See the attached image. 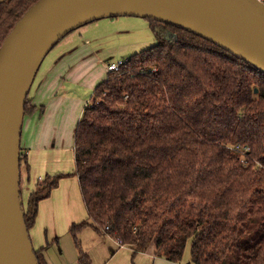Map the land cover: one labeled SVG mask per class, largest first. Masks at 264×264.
I'll use <instances>...</instances> for the list:
<instances>
[{"label":"trees","instance_id":"trees-1","mask_svg":"<svg viewBox=\"0 0 264 264\" xmlns=\"http://www.w3.org/2000/svg\"><path fill=\"white\" fill-rule=\"evenodd\" d=\"M37 1H0V47ZM146 18L156 43L95 88L75 128L73 173L42 176L26 205L21 190L28 230L40 201L76 175L88 212L71 228L80 264H93L78 239L86 226L172 261L190 244L192 264H264V73L201 34ZM20 164L30 177L22 151Z\"/></svg>","mask_w":264,"mask_h":264},{"label":"water","instance_id":"water-1","mask_svg":"<svg viewBox=\"0 0 264 264\" xmlns=\"http://www.w3.org/2000/svg\"><path fill=\"white\" fill-rule=\"evenodd\" d=\"M118 15L183 26L264 73V4L259 0H38L0 47V264H40L25 220L20 164L25 104L38 68L74 29Z\"/></svg>","mask_w":264,"mask_h":264},{"label":"crops","instance_id":"crops-1","mask_svg":"<svg viewBox=\"0 0 264 264\" xmlns=\"http://www.w3.org/2000/svg\"><path fill=\"white\" fill-rule=\"evenodd\" d=\"M86 42H89V39ZM68 48L70 49L64 50L66 52L46 72L37 75L40 67L38 68L29 90L28 97L31 100L32 110L24 114L20 137V151L26 153L31 173L28 177L25 171L26 165H23L21 190L24 185L29 193L35 188L40 177L46 174L66 173L64 171L68 170L63 165L62 150H57L61 148H58L59 144L54 139L56 132L53 135L45 131L46 114L53 101H57L60 97L57 87L65 82L63 81L66 80L65 76L71 75L73 67L74 69L82 67L87 59L94 55L93 48L87 44H73ZM108 61L115 60L104 61L105 67ZM106 72L108 74V70ZM107 74L105 73L102 80H105ZM74 176L62 177L52 193L40 201L36 222L30 229L33 246L38 251L43 264H80V252L71 228L85 219L87 208L79 179ZM27 200L28 197L24 199L25 205ZM97 233L94 235L96 242L97 236L102 241L110 237L114 244L108 245L109 247L104 244L96 247V242L87 245L84 251L90 256L93 264H192L189 260L190 256L177 262L158 255L153 245L146 251L135 253L130 245H120L111 235L102 234L98 230ZM101 255H104L105 259L97 262Z\"/></svg>","mask_w":264,"mask_h":264},{"label":"rangeland","instance_id":"rangeland-1","mask_svg":"<svg viewBox=\"0 0 264 264\" xmlns=\"http://www.w3.org/2000/svg\"><path fill=\"white\" fill-rule=\"evenodd\" d=\"M61 39L44 58L37 75L46 72L66 52L64 50L70 49L68 47L73 44H87L94 51V55L89 57L82 67L76 69L73 67L71 75L65 76L66 80H63L65 82L57 87L60 97L57 98V101H53L46 114L45 131L47 134L53 133V135L56 132L54 139L59 144L58 148H61L57 150H62L63 165L68 169L64 172L72 174L75 166V128L83 114L85 104L94 100L95 88L103 81L102 78L105 77V73L107 74L104 61L125 60L133 53L154 45L156 38L146 17L118 15L103 17L86 23ZM87 39L89 42H86ZM99 59L101 60L99 61ZM28 193V189L23 185V199L28 197ZM87 217L86 210L85 219ZM97 234V230L93 226H88L81 231L78 234L81 248L85 250L87 245L95 243L94 235ZM109 238L102 241L97 236L96 247L101 244L107 247L113 245L114 243ZM189 256L190 244L186 248L185 258ZM103 259H105L104 255H101L97 262ZM130 261L132 262V257H130Z\"/></svg>","mask_w":264,"mask_h":264},{"label":"built area","instance_id":"built-area-1","mask_svg":"<svg viewBox=\"0 0 264 264\" xmlns=\"http://www.w3.org/2000/svg\"><path fill=\"white\" fill-rule=\"evenodd\" d=\"M260 2H262L264 4V0H259ZM125 60H122V59H119V60H115V61H108L106 63V67H107V70L108 71H112V70H118L120 65L124 62ZM237 150H240V152L242 153V155L245 154L246 150H248V147H242L240 145H237L236 146ZM245 157H243L242 160H245L244 159ZM42 177H40L41 179ZM109 235V234H107ZM120 245L121 243L119 241H117Z\"/></svg>","mask_w":264,"mask_h":264},{"label":"bare ground","instance_id":"bare-ground-1","mask_svg":"<svg viewBox=\"0 0 264 264\" xmlns=\"http://www.w3.org/2000/svg\"><path fill=\"white\" fill-rule=\"evenodd\" d=\"M254 66V65H253Z\"/></svg>","mask_w":264,"mask_h":264}]
</instances>
